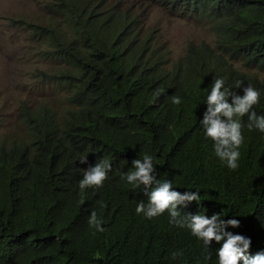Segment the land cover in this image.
<instances>
[{
	"label": "trees",
	"instance_id": "1",
	"mask_svg": "<svg viewBox=\"0 0 264 264\" xmlns=\"http://www.w3.org/2000/svg\"><path fill=\"white\" fill-rule=\"evenodd\" d=\"M41 22L12 21L30 30L43 54L59 61L65 105L21 103V136L0 135V264H211L181 254L140 249L128 256L98 213L114 204L124 233L144 230L136 214L142 197L121 177L132 161L152 156L156 181L199 193L223 190L214 211L235 218L251 197L227 182L199 125L202 100L216 79L223 90L260 93L253 106L264 115V0H47ZM157 6L208 22L211 41H189L177 58L147 29L145 10ZM243 81L240 85L239 82ZM181 98L173 104L172 98ZM231 102V98H229ZM245 115L241 121L247 120ZM264 173V147L258 148ZM86 157V163L80 160ZM107 160L100 188H78L84 171ZM143 186V185H141ZM156 187V183L152 185ZM92 212L103 232L89 226Z\"/></svg>",
	"mask_w": 264,
	"mask_h": 264
},
{
	"label": "clouds",
	"instance_id": "2",
	"mask_svg": "<svg viewBox=\"0 0 264 264\" xmlns=\"http://www.w3.org/2000/svg\"><path fill=\"white\" fill-rule=\"evenodd\" d=\"M223 86L224 80L216 79L204 96L199 125L210 157L227 172L228 184L234 178L235 189L251 197L245 212L230 218L214 211L216 201L226 198L223 190L183 192L171 181H156L153 158L145 154L143 160L134 159L135 170L121 178L141 189L135 212L148 221L147 227L133 235L125 234L114 204L98 207L109 233L122 242L126 255L146 249L168 252L173 258L186 254L211 264H264V173L260 171L258 153L259 146L264 147V115L252 110L260 93L249 85L243 87V95H238L222 91ZM172 103L180 104L181 98L174 96ZM245 115L248 119L241 121ZM80 162L86 163V157ZM109 171L111 164L107 160L89 166L80 176L78 188L83 192L102 187ZM154 183L156 187H152ZM101 225L92 212L89 226L103 232Z\"/></svg>",
	"mask_w": 264,
	"mask_h": 264
},
{
	"label": "rangeland",
	"instance_id": "3",
	"mask_svg": "<svg viewBox=\"0 0 264 264\" xmlns=\"http://www.w3.org/2000/svg\"><path fill=\"white\" fill-rule=\"evenodd\" d=\"M47 0H0V135L21 136L24 125L18 116L21 103L35 107L47 103L56 109L65 105L62 83L46 79L39 71L56 73L59 61L43 54L40 41L30 30L13 20L23 17L36 23L46 17ZM139 8L146 16L141 20L147 29H155V39L164 45L172 58L183 54L189 41H211L208 22L177 16L157 6ZM261 78L264 71L254 70Z\"/></svg>",
	"mask_w": 264,
	"mask_h": 264
}]
</instances>
